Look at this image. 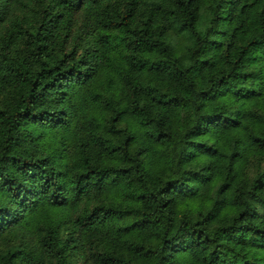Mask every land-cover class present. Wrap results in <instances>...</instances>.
Listing matches in <instances>:
<instances>
[{
	"label": "trees",
	"instance_id": "1",
	"mask_svg": "<svg viewBox=\"0 0 264 264\" xmlns=\"http://www.w3.org/2000/svg\"><path fill=\"white\" fill-rule=\"evenodd\" d=\"M0 264H264V0H0Z\"/></svg>",
	"mask_w": 264,
	"mask_h": 264
}]
</instances>
